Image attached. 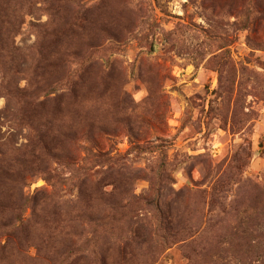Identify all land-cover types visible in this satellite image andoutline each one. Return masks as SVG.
I'll return each instance as SVG.
<instances>
[{
    "label": "rangeland",
    "instance_id": "1",
    "mask_svg": "<svg viewBox=\"0 0 264 264\" xmlns=\"http://www.w3.org/2000/svg\"><path fill=\"white\" fill-rule=\"evenodd\" d=\"M61 1L0 71V264H264V0Z\"/></svg>",
    "mask_w": 264,
    "mask_h": 264
},
{
    "label": "trees",
    "instance_id": "2",
    "mask_svg": "<svg viewBox=\"0 0 264 264\" xmlns=\"http://www.w3.org/2000/svg\"><path fill=\"white\" fill-rule=\"evenodd\" d=\"M29 0H23V2H10L8 0H0V71L2 74V81L5 79H9L11 77V74L13 73V64L14 59L16 58L18 53V49L15 45H13V38L15 35L19 32V28L21 23L24 19V14L28 13L29 10L25 9L26 4ZM48 0L50 3H56V2H62L61 0ZM25 9V10H24ZM25 12V13H24ZM58 53L56 54V56ZM41 53H39V57H41ZM69 56V55H68ZM67 57V56H66ZM70 57V56H69ZM52 60V59H51ZM48 60V64H42L41 69H39L38 73H35L36 77L38 79H43L44 73H47L51 68H54L57 66L58 63H55L53 65L52 61ZM53 66V67H52ZM37 69V68H36ZM17 72V71H16ZM20 92L16 94L17 97L21 98ZM32 110L29 112L31 116L33 115L36 118V112L35 109H39V113L37 116L41 117L42 121H45V124H47V129L49 130V133L51 132L50 124L48 120V115L44 111V109L40 106V103L34 104L33 101L28 100L26 102ZM35 107V108H34ZM47 137V131L44 132L43 135L40 136L41 142H44V139ZM35 146V145H34ZM136 149H140V144L134 145ZM45 147V148H44ZM44 149H46V146H43ZM89 154V153H88ZM33 155H34V149H33ZM90 157L94 158L98 157L96 154L91 153ZM74 166V165H73ZM80 168H83L82 166L78 165L77 168H73L72 170H78ZM9 171H11V167H7ZM59 175L55 172H51L47 174V177H44L46 182L48 184H51L53 187H55L56 182L59 180ZM69 178H61L59 183L61 181H67ZM156 203V207L159 209V215L164 216V211L160 207H163L164 204L160 203V198L154 196L152 197V201ZM162 223L160 224L163 228L164 218L161 219ZM169 222L166 223L165 227L163 228L165 231L167 229H171L172 227L168 226ZM167 228V229H166ZM154 234L158 230V225L156 227H153ZM67 260V258H65Z\"/></svg>",
    "mask_w": 264,
    "mask_h": 264
}]
</instances>
